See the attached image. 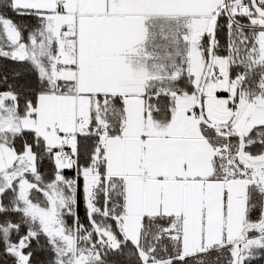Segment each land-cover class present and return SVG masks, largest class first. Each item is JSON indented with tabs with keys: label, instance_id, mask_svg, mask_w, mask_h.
<instances>
[{
	"label": "snow or ice",
	"instance_id": "obj_1",
	"mask_svg": "<svg viewBox=\"0 0 264 264\" xmlns=\"http://www.w3.org/2000/svg\"><path fill=\"white\" fill-rule=\"evenodd\" d=\"M0 264H264V0H0Z\"/></svg>",
	"mask_w": 264,
	"mask_h": 264
},
{
	"label": "trees",
	"instance_id": "obj_2",
	"mask_svg": "<svg viewBox=\"0 0 264 264\" xmlns=\"http://www.w3.org/2000/svg\"><path fill=\"white\" fill-rule=\"evenodd\" d=\"M69 175H71V173H69ZM81 215H83V209L81 208Z\"/></svg>",
	"mask_w": 264,
	"mask_h": 264
}]
</instances>
